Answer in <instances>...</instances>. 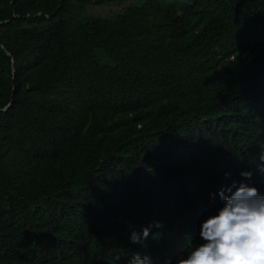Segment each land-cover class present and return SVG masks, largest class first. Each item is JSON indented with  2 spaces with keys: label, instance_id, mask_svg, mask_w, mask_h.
Returning a JSON list of instances; mask_svg holds the SVG:
<instances>
[{
  "label": "trees",
  "instance_id": "16d2710c",
  "mask_svg": "<svg viewBox=\"0 0 264 264\" xmlns=\"http://www.w3.org/2000/svg\"><path fill=\"white\" fill-rule=\"evenodd\" d=\"M262 152L264 0H0V264H175Z\"/></svg>",
  "mask_w": 264,
  "mask_h": 264
},
{
  "label": "clouds",
  "instance_id": "9594fccd",
  "mask_svg": "<svg viewBox=\"0 0 264 264\" xmlns=\"http://www.w3.org/2000/svg\"><path fill=\"white\" fill-rule=\"evenodd\" d=\"M259 159L256 170L264 174V152ZM240 175L242 180H232L231 185L219 190L223 206L202 222L199 235L203 243L177 253L175 264H264V194L248 183L253 172L243 171ZM225 177L230 178L231 173H225ZM215 197L213 193V200ZM162 227L154 221L142 233L133 231L129 239L134 244H142L150 235L159 239L162 234L152 229ZM128 264L154 262L150 256L136 253Z\"/></svg>",
  "mask_w": 264,
  "mask_h": 264
},
{
  "label": "rangeland",
  "instance_id": "374dc122",
  "mask_svg": "<svg viewBox=\"0 0 264 264\" xmlns=\"http://www.w3.org/2000/svg\"><path fill=\"white\" fill-rule=\"evenodd\" d=\"M122 6H124L123 3L118 4L115 2H109L105 5H92L89 7L87 15L93 17H110Z\"/></svg>",
  "mask_w": 264,
  "mask_h": 264
},
{
  "label": "water",
  "instance_id": "95a60500",
  "mask_svg": "<svg viewBox=\"0 0 264 264\" xmlns=\"http://www.w3.org/2000/svg\"><path fill=\"white\" fill-rule=\"evenodd\" d=\"M6 110V109H5Z\"/></svg>",
  "mask_w": 264,
  "mask_h": 264
}]
</instances>
